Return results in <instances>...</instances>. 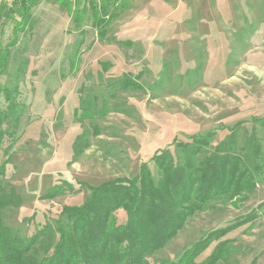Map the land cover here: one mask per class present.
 Instances as JSON below:
<instances>
[{
  "label": "rangeland",
  "instance_id": "rangeland-1",
  "mask_svg": "<svg viewBox=\"0 0 264 264\" xmlns=\"http://www.w3.org/2000/svg\"><path fill=\"white\" fill-rule=\"evenodd\" d=\"M86 1L73 0L71 12L54 0L35 5L32 35L20 33L0 73L22 105L15 125L1 127L14 132L1 152V181L19 198L1 218L25 239L45 223L55 227L93 187L134 179L142 165L155 177L151 158L174 154L175 142L214 132L216 144L240 122L237 140L254 130L264 148V125L252 122L264 117V0H118L104 38L86 19V34L72 22ZM9 23H0V47L12 40ZM115 216L126 221L123 208ZM246 218L220 238L231 245L224 264H264V181L191 216L147 259L177 260L208 231Z\"/></svg>",
  "mask_w": 264,
  "mask_h": 264
},
{
  "label": "trees",
  "instance_id": "trees-1",
  "mask_svg": "<svg viewBox=\"0 0 264 264\" xmlns=\"http://www.w3.org/2000/svg\"><path fill=\"white\" fill-rule=\"evenodd\" d=\"M43 1L0 3V23L9 21L12 27V40L0 47V73L6 69L11 48L18 42L20 33L28 36V40L32 35V8ZM54 1L68 12L74 6L73 0ZM116 4L118 0L86 1L77 9L72 22L79 33L86 34L82 27L86 19L97 35L104 38L116 15L110 13V7ZM120 7L125 9V2ZM127 83L130 88L139 87L132 80ZM127 83L123 81L122 87H128ZM12 91L0 86L5 103L0 107V264H150L147 256L162 249L191 216L219 203H233L264 181L263 145L254 130L240 143L237 131L242 125L238 122L216 144H212L214 132H209L175 142L174 154L169 150L156 152L151 158L156 166L155 177L142 165L134 179H112L93 187L81 206L64 208L58 214L55 227L45 223L25 239L3 224L1 218L5 208L17 204L19 199L6 194L1 181L4 174L1 154L11 150L14 133L1 127L6 120L14 124L22 107ZM252 122L263 126L264 117L254 116ZM6 137L11 143L5 147ZM120 208L126 212L123 223L115 216ZM249 220L212 229L177 260L160 264H224L231 245L220 238ZM213 240L216 243L211 253L197 261Z\"/></svg>",
  "mask_w": 264,
  "mask_h": 264
}]
</instances>
